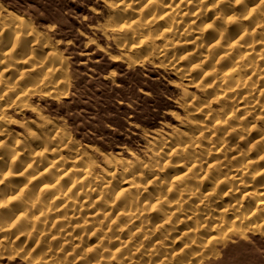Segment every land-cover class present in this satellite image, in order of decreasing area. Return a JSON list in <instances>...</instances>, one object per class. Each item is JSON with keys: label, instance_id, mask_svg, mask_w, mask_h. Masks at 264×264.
<instances>
[{"label": "rangeland", "instance_id": "obj_1", "mask_svg": "<svg viewBox=\"0 0 264 264\" xmlns=\"http://www.w3.org/2000/svg\"><path fill=\"white\" fill-rule=\"evenodd\" d=\"M0 145V264H264V0H0Z\"/></svg>", "mask_w": 264, "mask_h": 264}, {"label": "bare ground", "instance_id": "obj_2", "mask_svg": "<svg viewBox=\"0 0 264 264\" xmlns=\"http://www.w3.org/2000/svg\"><path fill=\"white\" fill-rule=\"evenodd\" d=\"M183 1V0H182ZM188 1V0H187ZM218 1V0H217ZM241 0H235V2L237 3H239ZM244 1V0H243ZM246 1V0H245ZM249 2V1H248ZM247 2V3H248ZM148 3V2H147ZM180 3H181V1H180ZM253 3V2H252ZM223 6V5H222ZM221 6V7H222ZM244 6V5H243ZM246 6V5H245ZM244 6V7H245ZM212 7V6H211ZM209 9H211V8H209ZM204 10V9H203ZM256 12L257 13V9H255V8H252V9H249V11L247 12V14H244L245 15V17L246 18H249L250 17V15L251 14H253V12ZM255 13V14H256ZM258 13H259V11H258ZM257 13V14H258ZM215 15V14H214ZM236 15V14H235ZM243 15V16H244ZM195 16V15H194ZM222 16V15H221ZM232 16V15H231ZM230 16V17H231ZM237 17V16H236ZM197 18V17H196ZM231 19H237V18H235V16H233ZM251 19V18H250ZM247 20V19H246ZM245 20V21H246ZM252 21V20H251ZM240 23H241V21H240ZM257 23V22H256ZM244 23H241V24H237V25H235L234 27H236V30L234 31V32H230L231 34L230 35H232V37L233 36H235L236 34L237 35H239V37H237L235 40H233V42H231L229 45H230V50H232L233 48H236L235 47V44L236 43H238V41L239 40H241V38H243V37H245L247 34H248V31H249V28L248 27H244V25H243ZM250 24V23H249ZM248 26V25H247ZM250 30H251V28H250ZM201 31V30H200ZM223 34H224V32H223ZM220 35H221V33H220ZM223 36V35H222ZM228 39H230V38H228ZM233 39H234V37H233ZM196 40H197V38H196ZM229 41V40H228ZM211 43V42H210ZM195 44V43H194ZM239 44V43H238ZM241 44V43H240ZM228 50V49H227ZM225 55V54H224ZM204 59V58H203ZM133 64H134V62H133ZM255 68V67H254ZM246 78V80L247 79H249L248 77H245ZM244 79V78H243ZM240 80V79H239ZM248 81V80H247ZM250 81V80H249ZM238 82V81H237ZM245 83V80L243 81V84ZM248 83V82H247ZM240 84V83H239ZM238 86V85H237ZM243 86V85H242ZM260 93L262 92V91H259ZM263 94V93H262ZM240 108V107H239ZM193 141V140H192ZM46 142V141H45ZM19 143V142H18ZM18 145V144H17ZM16 145V146H17ZM1 146V145H0ZM19 146H20V143H19ZM47 146H49L48 144H47ZM46 147V146H45ZM1 148V147H0ZM47 149V148H46ZM44 151H45V149H44ZM42 152V151H41ZM36 153H38L37 151H36ZM35 153V154H36ZM38 155V154H37ZM13 157V156H12ZM17 158V157H16ZM210 158V157H209ZM193 160V159H192ZM194 162H196V164H198V166H199V163H201V161H198V160H194ZM196 165L195 163H192V165ZM193 165V166H194ZM51 166V165H50ZM183 166V165H182ZM201 170H202V168H201ZM197 172V171H196ZM7 175V174H6ZM196 175V174H195ZM22 176V175H21ZM7 177V176H6ZM5 177V178H6ZM156 178V177H155ZM205 178V177H204ZM179 179V178H178ZM176 180V179H175ZM183 183V182H182ZM58 185V184H57ZM26 188V184H20V185H18L17 186V191L18 192H21V193H23V190ZM79 188V187H78ZM53 189V188H52ZM26 191V190H25ZM121 192H122V190H121ZM25 194V193H24ZM20 195H23V194H20ZM190 195V194H189ZM15 197H16V195H15ZM57 198V197H56ZM12 199V198H11ZM159 199V198H158ZM157 199V200H158ZM13 200V199H12ZM8 201H9V199H8ZM160 201V200H159ZM10 202V201H9ZM155 202H156V200H155ZM158 202V201H157ZM157 202L155 203L156 205H157ZM155 204H153V205H155ZM160 204H161V202H160ZM170 204V203H169ZM175 205V204H174ZM153 208H154V206H153ZM170 208V207H169ZM176 213V212H175ZM19 216V215H18ZM174 217V216H173ZM176 217V216H175ZM18 218V217H17ZM16 218V219H17ZM164 218V217H163ZM183 220V219H182ZM14 221V220H13ZM16 221V220H15ZM223 222V221H222ZM14 223V222H13ZM35 223V222H34ZM257 223V222H256ZM263 223V222H262ZM261 223V224H262ZM160 225H162V224H160ZM217 225V224H216ZM219 225V224H218ZM255 225V224H254ZM157 226V225H156ZM162 226H165V225H162ZM259 225H257V227H258ZM261 226V225H260ZM263 226V225H262ZM13 227H14V225H13ZM149 227V226H148ZM255 227V226H254ZM164 228V227H163ZM256 228V227H255ZM261 228H263V227H261ZM155 229H156V227H155ZM158 229H159V226H158ZM202 229H203V227H202ZM207 229V228H206ZM162 230V229H161ZM214 230H215V228H214ZM231 230V229H230ZM256 231V230H255ZM260 231V230H259ZM263 231V230H262ZM261 233V232H260ZM28 240V239H27ZM206 241H207V238H206ZM26 243H27V241H26ZM202 246H204V245H202ZM210 251V250H209ZM194 263V262H193ZM197 264V263H196Z\"/></svg>", "mask_w": 264, "mask_h": 264}]
</instances>
